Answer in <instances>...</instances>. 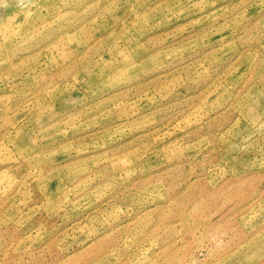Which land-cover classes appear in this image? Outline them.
Returning <instances> with one entry per match:
<instances>
[{
  "label": "rangeland",
  "instance_id": "obj_1",
  "mask_svg": "<svg viewBox=\"0 0 264 264\" xmlns=\"http://www.w3.org/2000/svg\"><path fill=\"white\" fill-rule=\"evenodd\" d=\"M0 264H264V0H0Z\"/></svg>",
  "mask_w": 264,
  "mask_h": 264
}]
</instances>
